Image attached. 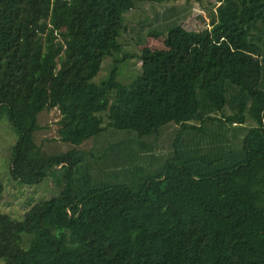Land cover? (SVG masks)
Here are the masks:
<instances>
[{"label":"trees","instance_id":"obj_1","mask_svg":"<svg viewBox=\"0 0 264 264\" xmlns=\"http://www.w3.org/2000/svg\"><path fill=\"white\" fill-rule=\"evenodd\" d=\"M140 1L169 0H0L10 174L60 186L21 220L0 215V264H264V0H215L199 31L169 21L134 81L115 64L96 83ZM169 9L156 19L181 21ZM54 108L63 143L124 136L50 153L36 134Z\"/></svg>","mask_w":264,"mask_h":264},{"label":"rangeland","instance_id":"obj_2","mask_svg":"<svg viewBox=\"0 0 264 264\" xmlns=\"http://www.w3.org/2000/svg\"><path fill=\"white\" fill-rule=\"evenodd\" d=\"M213 2L215 0H169L154 4L140 1L136 9L123 13V22L126 27L128 26V29L118 39L123 48L121 53L115 57H109L103 62L101 72L94 81L99 84L107 78L109 79L115 64H118L117 81L123 84L131 83L142 73L141 55L144 48H166L165 38L154 36V32L151 34L153 30L161 32L174 21L181 22L187 30L199 31L209 28V13L211 9H215L212 6ZM169 7H177L182 10L181 21L176 18L156 19L157 14H165L170 10ZM174 25L177 24L173 23L171 26ZM243 77L247 85H254L257 80V75L247 68L243 70ZM60 119L61 113L58 108L45 109L39 115V123L42 128L36 134V141L50 153L66 151L74 147L87 150L100 149L108 142H115L124 136L123 132L110 129L80 146L63 143L58 132ZM248 124L251 125V121ZM169 134L170 131L165 132L160 140L166 142ZM17 140L18 134L12 128L7 112L3 110L0 114V185L2 187L0 188V215L8 214L21 220L31 205L57 195L60 186L56 180L51 178L44 180L39 186H24L11 177V152ZM149 140L153 141V138ZM60 175L63 174L60 173Z\"/></svg>","mask_w":264,"mask_h":264}]
</instances>
